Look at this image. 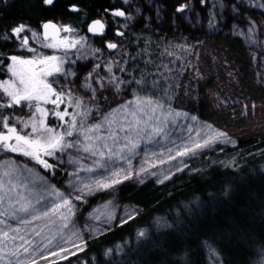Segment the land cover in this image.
<instances>
[{
	"label": "rangeland",
	"instance_id": "rangeland-1",
	"mask_svg": "<svg viewBox=\"0 0 264 264\" xmlns=\"http://www.w3.org/2000/svg\"><path fill=\"white\" fill-rule=\"evenodd\" d=\"M155 0H137V11L134 9L130 12L128 19L121 22V27L124 30L132 31L134 27H137L139 23L144 27L149 26V22L146 18H150L149 14L155 9L158 13H163V6ZM207 7V14L210 21L207 26H203L208 31L213 32L220 28L223 24L227 26L228 35L238 39L243 46L246 56L244 57L245 66L239 68L237 63H234L231 55H227L225 50L220 47H216L217 50L212 47L211 44H206L201 41H190L181 38H168L160 37L148 34L143 28H138L134 31V41L127 37L125 43L129 46H136L135 48L144 46L139 50L133 49V53L127 55V60H132L131 66L128 70V75L119 76L115 75L114 69L120 64L119 55L124 52L120 49H111L101 47L92 38H80L78 34L72 35L70 43L73 40L79 42L75 48L67 47L59 51V46L55 43L45 45L49 48L50 53L43 54L45 57L56 56L57 60H50L52 62L51 75L48 77H40L39 81L44 83H52L60 88V90H71L72 96L80 99L84 103L81 108H76L72 104L68 103L67 97L65 102L61 103L58 108L50 105V103L42 102H27V105H32L26 112H14L10 120V126L14 124L17 127V131L21 135L29 134V129H24L23 122H38L40 119L44 120L46 127L53 128L57 132L64 133L59 129H55L49 124L48 117H54L52 113L54 111H63L65 107L68 108L70 114L80 113L83 114L85 109L90 110V114L84 118L81 122V116H77V126L80 128L81 133L87 128L93 127L95 124H102L99 132H92L89 135L94 140L96 136L103 135L108 136L110 131H116L118 125L122 124L125 119L131 120L130 115L125 116V113H130L135 108V103L130 108H126L121 111L112 113L113 109H119L121 105L127 104L129 101H134L137 96L144 98H152L158 101L164 106L165 109H170L173 113L171 116H167L166 121L163 124L157 123L152 126H162L165 128V134L162 137H156L151 142L146 137H135L132 134V138L136 140L139 147L131 154V163L116 161L117 165L122 166L126 170L131 168L133 172L144 165L148 167V164L155 163L156 167L162 165L158 163L159 159L168 161L169 170L166 172L171 175L176 172V168L180 167L186 169L190 167L193 160L198 159L202 154L212 151L221 145H233L242 135L253 133L255 135H261L264 131V0H252L248 9L239 8L237 5H223L221 8L214 7L213 1L209 0ZM147 9V13H145ZM155 4L159 5L156 6ZM205 4V3H204ZM203 4V5H204ZM187 7L183 12H178L177 5L174 10L176 14H183V19L190 24L200 25L196 22V19L202 17L197 11L193 3H182ZM159 10H162L161 12ZM154 11V13L156 12ZM217 18L222 19L221 25L218 24ZM142 20V21H141ZM188 23V22H187ZM150 27V26H149ZM252 28V31H249ZM220 33V32H219ZM247 33H251L254 36V41L248 42L246 39ZM147 34V35H146ZM30 39L33 42H39L41 36H37L35 33L29 34ZM78 38V39H77ZM133 39V38H132ZM140 40L144 41L141 43ZM129 41L131 43H129ZM141 43V44H139ZM139 44V45H138ZM53 45V47H49ZM44 49V48H43ZM42 49V50H43ZM171 53V55L166 54ZM44 60V59H43ZM151 60V64L146 65L145 61ZM63 62V63H61ZM99 64L101 67L96 68L95 65ZM108 64H112V71H107ZM168 65V70H164L163 79H159L155 76L156 68L154 65ZM12 65V64H11ZM60 66L61 72H56L54 66ZM238 67V68H237ZM243 69V70H241ZM15 70L17 73H22L25 79H29L30 75L24 70L20 69L16 64ZM150 73L147 76V84H122L118 89L110 83V79L113 76L119 77L121 80H141V73ZM241 72V75H240ZM10 79V83L16 86L19 76L13 75ZM91 73L92 75H89ZM241 79V80H240ZM250 82V87L257 91V94L253 96H244L243 91H246L245 81ZM224 88V89H222ZM245 89V90H244ZM258 89L261 90L258 93ZM222 90L236 94L238 97H232L230 95H224ZM251 92V90H249ZM248 92V93H249ZM167 94V95H166ZM230 94V93H228ZM52 98V97H51ZM238 98V99H237ZM39 104L40 107L47 110L46 115H41L35 112V107ZM203 104V107L210 108L211 111L219 116H228L233 124H229L218 121H209L204 118L203 115H198L197 112H191L189 106ZM49 106V107H48ZM247 106V107H245ZM195 108V107H194ZM159 111V110H158ZM109 113L112 115L109 117L112 123L110 129H108V121L104 119ZM179 113L180 115H175ZM162 116L166 113H160ZM226 114V115H225ZM197 117L196 120L190 119V117ZM71 116H66L63 123L70 121ZM7 131V130H6ZM5 131V132H6ZM217 132H223L227 134V138H221L211 143L209 147L198 150L192 156H185L177 158L175 160H168L169 153L166 149L172 150V155L175 154L178 145L188 144L191 145L194 141L201 142L203 139L210 136H214ZM34 135V134H33ZM120 137L125 136L124 132L119 133ZM72 138L65 137L67 142ZM83 141V136H80ZM179 141L177 142L175 141ZM111 146V140L107 141ZM14 143V141H9ZM86 143V142H85ZM84 157V159H80ZM58 159L59 165L56 167L61 170L64 177L61 183L54 182L49 176L45 174V171L41 169L35 162L30 161V158L24 157L22 154L11 153L2 147H0V175L5 171L11 169L21 168L20 171L14 173L16 179L12 183L23 185L13 190L12 195L20 192L30 201L34 206L37 204V198L40 197V193L43 192L45 206H43L37 215H40L41 210H45L53 203H58L59 197L55 193H67L72 191V185L69 183L72 181L77 184V187H82V184L77 177L72 175L73 172H78L79 177L83 181V184L92 183L96 178H101L103 175L102 168H96L94 172H87L84 169L88 167H94L93 160L87 153H77L76 149L68 150V152L60 154ZM69 159H77L78 163L70 164ZM145 161H148L146 164ZM52 163V160L49 159ZM187 167H184V165ZM25 166L31 168V172L25 170ZM149 168V173L155 172L156 175L143 174V181L149 179H155L159 181L163 179V173L158 174L155 168ZM23 169V170H22ZM22 173V175H21ZM165 174V173H164ZM18 177V178H17ZM37 177H43L44 181L48 184V189L44 190L39 187H31V183L37 179ZM20 179V180H19ZM136 181V179L128 180ZM127 182V181H125ZM123 182V183H125ZM137 182V181H136ZM121 185V184H120ZM116 186L111 190H98L92 192L89 195L87 192L83 193V202L73 201L76 205L75 215L70 217V226L67 231L63 233L65 238L71 237L73 229L79 232V234L90 237L97 235L100 232L89 234L88 227H99L105 229L118 219L117 215H123L125 217L129 209L122 204L118 199ZM106 192L109 197L105 198L98 203H93L95 195ZM80 194L73 191V195ZM33 196V197H31ZM71 198V197H70ZM40 198H38L39 200ZM16 200H8L0 203V239H2V233L4 231L9 232V235H13V230L19 229L18 235L31 238L34 230L42 232L46 238L51 239L53 236H58L59 229H62L64 223L69 221H61L58 216H50V222L48 217H42L39 220L33 222V226L29 230L21 231V227L24 223L25 216L15 217L12 215V209L18 208L19 204ZM109 201L112 203L109 204ZM20 202H26L21 200ZM41 203V202H40ZM107 205V207H105ZM109 211L113 212L114 219L109 224L104 223L105 214ZM7 212V214H5ZM23 214V212H20ZM100 215L101 220H95L89 215ZM27 219V218H26ZM122 219V218H121ZM38 221L40 223L38 224ZM79 227L83 228V232L79 230ZM19 243V240L16 241ZM71 249V248H70ZM13 242L9 240L7 243H0V264H9V257L5 253L14 251ZM81 252H78V256ZM32 257L37 259L38 264H46L44 260L39 258L38 252H33ZM73 256H69L72 258ZM68 258V259H69ZM49 261H55L52 259H59L58 257H50ZM60 260V259H59ZM65 261V260H63ZM30 264V261L28 262Z\"/></svg>",
	"mask_w": 264,
	"mask_h": 264
},
{
	"label": "trees",
	"instance_id": "trees-1",
	"mask_svg": "<svg viewBox=\"0 0 264 264\" xmlns=\"http://www.w3.org/2000/svg\"><path fill=\"white\" fill-rule=\"evenodd\" d=\"M70 1L72 0H56L52 6L48 7L42 3V0H20L15 8L8 10L0 18V24L8 26L26 21V24H35L39 27L42 18L57 16L56 11L63 7L62 3ZM155 1L162 4L164 14L158 13L155 9L156 12H151L150 18H146L151 22L148 24L150 27H143L139 23L138 28H143L148 34L155 36H174L173 34L177 33L185 38L211 44L216 50V47H220L227 51V55H231L239 68H244L246 54L242 43L228 35L227 26L221 25L222 19L217 18L221 26L216 31L210 32L203 28L210 21L207 14L209 0L204 2L202 0ZM210 1H213L214 7L219 8L225 4L237 5L242 9L249 8V4L242 3L241 0ZM110 2L111 0H79L80 4L83 3L82 5L94 11L109 6ZM184 2L193 3L201 14L202 17L196 19L199 26L194 25L193 22L190 24L188 20L187 23L183 19V14L175 13L177 5H182ZM145 8L144 5L143 11L147 13ZM245 37L248 42L254 41L251 33H247ZM0 45H4L1 38ZM244 85L247 91H243L244 96L257 94V91L250 87V82L245 81ZM260 92L261 90L258 89V93ZM222 93L238 97L231 92L226 94L225 90H222ZM189 110L203 115L209 121L224 120L226 123L233 124L226 114L223 117L219 116L211 111L209 106L203 107V104L189 106ZM10 115L12 117L14 112ZM48 119L49 124L55 129L66 130L63 127L64 123L56 117L49 116ZM168 164L170 163L166 161L155 168L159 171V175L169 170ZM20 170L21 168L18 171ZM61 173L57 167L54 172H45L52 181L58 183L63 180ZM170 177L163 183L155 179L145 180L143 183L136 181L122 183L117 188L118 199L130 212L137 208L140 210L135 219L121 224L123 215H117V221L106 227L102 233L90 237L82 235L87 244L84 252L65 261L52 259L55 260L52 262L54 264H210L207 248L210 245L208 243L213 242L219 249L214 254H222L225 264H264V249L262 253L248 251L251 247H257L256 244L264 247V214H262L264 211V131L261 135L253 133L242 135L234 146H218L202 154L191 163L190 167L183 171H176ZM226 189H228L227 195H225ZM107 197H109L108 193H99L94 196L93 203H98ZM15 200L17 202V199ZM44 200L34 205L36 213L45 206ZM23 215L24 221L30 222H23L21 226L23 228L20 229L22 232L29 230L35 222L26 213L19 212L14 216L22 217ZM48 219L50 222V217ZM158 219L166 220L172 227H157ZM178 219L179 223H177ZM140 229L147 230V239H137L136 233ZM79 230L83 232L82 227H79ZM71 238L75 239V237ZM64 247L70 249L71 244H64ZM108 249H113V252L110 256H105ZM52 250H55V243L50 251ZM45 255L47 256L48 253L45 252ZM50 257L52 256H48Z\"/></svg>",
	"mask_w": 264,
	"mask_h": 264
},
{
	"label": "snow or ice",
	"instance_id": "snow-or-ice-1",
	"mask_svg": "<svg viewBox=\"0 0 264 264\" xmlns=\"http://www.w3.org/2000/svg\"><path fill=\"white\" fill-rule=\"evenodd\" d=\"M127 2V0H125ZM204 2V0H202ZM42 3L45 5H52L54 0H42ZM187 6L181 5L177 8L178 12H183ZM73 11H78L75 6L72 8ZM117 17H124L126 13L122 10H116L112 13ZM97 26L99 29H103L104 25L100 20H95L93 25L89 27L88 31L96 34ZM49 27H55L50 23H45L43 25L44 29ZM65 32L70 31L71 29L65 27L63 29ZM252 28H249V31H252ZM26 28L24 25L16 26L11 30V32L16 36L20 37V34L25 32ZM120 36H123V32L117 33ZM28 43V38L25 36L23 38V44ZM79 42H72L68 45V47H75ZM49 47H53V45H49ZM109 49H116L118 46L114 43H108L106 45ZM166 54L171 55V53ZM56 56L45 57L41 63H44L49 60H57ZM11 61L13 62L10 65V70L13 75L19 76L18 86H14L9 83L6 87H4L3 91L10 98V104H4L3 107H14L16 105H20L22 101L25 102H42V103H50L54 107L58 108L61 103L65 102V98L67 97L68 103L72 104L76 108H81L84 106L85 102H82L80 99L72 96L71 90H60L57 92L56 89L52 87L51 84L44 83L43 81L34 82V78L25 79L22 73H17L15 70V66L17 63L24 65H31L35 63L33 60H21L17 56H12ZM63 63V62H61ZM151 60L145 61V64H151ZM96 68H100L99 64L95 65ZM156 68L155 76L159 79H163L164 70L170 71L168 65H154ZM56 72H61V67L56 65L54 66ZM107 71H112V64H108ZM117 71H126L123 68H117ZM49 72L47 75H51ZM150 73H141V80H121L119 77L113 76L110 79V83L115 86L117 89L125 83L130 84H147V76ZM44 75V73H41ZM89 75H92L89 73ZM167 95V94H166ZM54 96L55 98H51ZM135 103V108L130 113H125V116L130 115L132 117L131 120L125 119V121L118 125L116 131H110V134L106 137L103 135H98L93 140L89 133L99 132L102 124H95L91 128H87L85 131L81 133L80 128L77 126L76 117L81 116V122L90 114V110L85 109L83 114L73 113L70 114L68 108L65 107L63 111H54L52 115L57 119L64 121L66 116H71L70 121L65 122L63 127L65 129L70 128L71 130H67L64 133L57 132L53 128L46 127L44 125V120L40 119L38 122H23L24 129H29L31 132L29 134L21 135L20 132L17 131V127L12 124L10 126V120L7 117L0 116V128L6 129L7 131H0V147L11 152L22 154L24 157L30 158V161L35 162L36 165L41 167L45 172H54L56 166L59 165L60 160L58 159L60 154L68 152V150L76 149L77 153L83 152L89 154L91 157L96 159L93 160L94 167H88L84 169L87 172H94L96 168L103 169V175L101 178H96L92 183L83 184V181L78 175V172H73L72 175L77 177V180L80 181L82 187H77L76 183L70 181L69 183L72 185V191H68L65 193L57 192L55 193L57 197H59L58 203H53L50 207H47L45 210H41L40 215H36V208L31 204L30 201H27L22 193L17 192L16 197L12 196V192L19 186L23 185V181H21V185H17L12 183L14 179H16L14 173L18 169H11L10 171L3 172L0 175V203L5 202L6 199L12 200L17 199V203L19 204L18 208L12 209V215H16L19 212H23L29 214L32 220H39L42 217H50V216H58L61 221H69V223H64L62 229H59V235L53 236L51 239L42 236V232L39 230H34L31 238H26L25 236L18 235L19 229L13 230V235H9V232L4 231L2 233V239H0V243H7L9 240L13 242L14 251L10 253H5L9 257V264H38L37 259L32 257L33 252H39V258L44 260L46 264H54V262L49 261L48 256L58 257L60 260H68L69 256H76L78 252H84L87 247L85 239L79 234L78 231L73 229L71 233V237H75L72 239L71 237L65 238L63 233L68 230L70 226V217L75 215L76 205L73 201L83 202L84 196L83 193L87 192L89 195L94 191L98 190H111L116 186L122 184L125 181L136 179L137 182L143 183V179L141 178L143 174H151L156 175L155 172L149 173V168L156 167L155 163L148 164V167L141 165L135 173L131 168L127 170L120 165L116 164L117 160L122 162L131 163L132 156L135 150L139 147V144L136 142L134 138H132V134H135V137H146L149 142H151L156 137H162L165 134V128L162 126H152L149 127L150 124L155 125L157 123L163 124L167 116H171L173 113L170 109H165L162 104L152 98H144L137 96L134 101H129L127 104L121 105L119 109H113L112 113L117 111L123 112L124 109L130 108L132 104ZM247 107V106H245ZM159 110V111H158ZM35 112L40 113L42 116L47 114V110L42 108L37 103L35 107ZM109 113L108 116H105L104 119L108 121V129H110L112 123L109 117L112 115ZM160 113H166L167 115L162 116ZM175 115H180L179 113H175ZM192 120H196L197 117H190ZM124 132L125 136L123 138L120 137L119 133ZM67 142L65 141V137L72 138ZM34 134V135H33ZM83 136V141H81L80 136ZM221 138H227V134L223 132H217L214 136H210L208 138L203 139L201 142L194 141L191 145L182 144L177 146V150L175 154L172 155L171 149H166L169 153L168 160H175L177 158L192 156L198 150L207 148L211 143L219 140ZM111 140V146L107 142ZM9 141H14V143H9ZM86 142V143H85ZM49 159L52 160V163L49 162ZM80 159H84V157H80ZM166 161L163 159H159V164H164ZM68 163L76 164L78 163L77 159H69ZM147 164L148 161H145ZM184 167H187L185 164ZM25 170L31 172V168L25 166ZM176 171H183V168L177 167ZM22 175V173H21ZM171 177L169 174H163V179H160L158 182L163 183L165 180H169ZM31 187H39L44 190L48 189V184L44 181L43 177H37L35 181L31 183ZM73 191L80 193L73 195ZM228 189L225 190V195H227ZM71 197V198H70ZM44 199L43 192L40 193V199L37 200V203L40 200ZM21 200H25L26 202H20ZM112 202L109 201V204ZM107 207V205L105 206ZM139 209H133L131 212H128L125 217H123L120 221L121 224H126L129 221L135 219V216L139 213ZM7 214V212L5 213ZM95 220H101L100 215H94L89 213ZM114 219V215L112 211H109L105 214L104 223L109 224L111 220ZM25 223H29L30 221H23ZM179 219L177 223H179ZM157 227H172L170 223L166 220L161 221L158 219L156 221ZM105 229L99 227H88L89 234H94L96 232H103ZM137 239H147L148 232L146 229H140L136 233ZM19 240L17 244L16 241ZM79 241V242H77ZM55 243V250L50 251L53 248V244ZM71 244V249L68 247H64V244ZM119 250V248L117 249ZM45 252L48 255H45ZM113 252V249H108L105 252V256H110Z\"/></svg>",
	"mask_w": 264,
	"mask_h": 264
},
{
	"label": "flooded vegetation",
	"instance_id": "flooded-vegetation-1",
	"mask_svg": "<svg viewBox=\"0 0 264 264\" xmlns=\"http://www.w3.org/2000/svg\"><path fill=\"white\" fill-rule=\"evenodd\" d=\"M20 0H0V16L1 18L7 13V11L2 12L6 7H8L9 5H11L12 3H17ZM56 0H54L55 3ZM53 3V4H54ZM52 4V5H53ZM83 4V3H82ZM80 4L78 5V11L72 12L73 15L80 17L82 20L83 18L86 19L87 23H81V25L76 26V25H72L70 26L69 29H71L68 32H65L64 30L62 31L61 35L56 38L55 41H53V43H55L56 45H60L59 46V51H62L63 49H67L68 45L70 44V38H72V35L74 34H78L80 36H83L84 38H92L95 42H102L104 45L108 44V42H113V43H118L123 41L124 39H126V35L124 33V29L121 27V22L124 21L125 19H128V17L130 16V12H128L127 10H125V7H122V10L126 13V16L124 17H117L115 15L111 14H106V7L104 6V11L101 12L100 9L97 11L91 10V8L89 7H83V5ZM52 5H46V6H52ZM124 9V10H123ZM56 11V10H54ZM56 13V12H54ZM56 16V15H55ZM57 16H59V14H57ZM97 19H100L101 23L104 25V28L101 30L99 29V27L97 26L98 30L96 32V34H93L91 32L88 31L89 27H91L93 25V22ZM61 25H63V23L60 22ZM1 25V24H0ZM19 25H24L26 28V31L20 34V37H16L11 31V34L9 35L8 33L6 36V41H4V45L5 47L8 46V41H13L17 47H16V53L14 54H4L2 56H0V112H2V114H0V116L3 117H7L10 120V112H25V108H33L32 105H27V102L22 101L20 105H16L14 107H3L2 105L4 104H10V98L7 96L6 93H4L3 89L4 87H6L9 83H10V79L12 78L11 73H10V65L13 63L11 61V57L12 56H17L19 57L21 60H33L35 61V63L31 64V65H21L19 63H17V65L19 66L20 69L24 70L26 73H28L30 75V78H34V82H38V80L40 79V77H48L47 75V71H53L51 66L53 65L52 62L46 61L44 63H41V61L44 59V55L45 52L48 53L50 52V50L44 48L42 49H36L35 44H33L34 42L30 39L29 34L30 33H35L37 36H40L41 33L35 32L34 28L32 25L30 24H26V21H22L18 24H15L14 28L16 26ZM2 26V25H1ZM0 26V27H1ZM40 26H42V24H40ZM121 30V32L124 33L123 36L118 35V30ZM42 32V31H41ZM23 35V36H22ZM28 38V43L25 45L23 44V38L24 37ZM78 39V38H77ZM77 40H73L72 42H76ZM71 42V43H72ZM76 47V46H75ZM72 47V48H75ZM107 48V47H106ZM41 73H44V75H41ZM52 85V87L54 89L57 90V92H59V88H57L56 85L49 83ZM16 86H18V83L15 84ZM52 98L54 99L55 97L52 96ZM52 105V104H50ZM49 107V106H48ZM0 131H6V129L0 128Z\"/></svg>",
	"mask_w": 264,
	"mask_h": 264
},
{
	"label": "bare ground",
	"instance_id": "bare-ground-1",
	"mask_svg": "<svg viewBox=\"0 0 264 264\" xmlns=\"http://www.w3.org/2000/svg\"><path fill=\"white\" fill-rule=\"evenodd\" d=\"M241 1H242V3L250 4L252 0H241ZM18 3L19 2L12 3L8 7H6L2 12L8 11V10H11V9L15 8L18 5ZM79 4H80L79 3V0H72L70 2L62 3V6H63L62 8L63 9L62 8L61 9H57V11H56L57 14H59V16H46L45 18H42V20L40 21V24H42V26H39V27L36 26L35 24H30L35 29L34 30L35 32L41 33V35H40L41 36V38H40L41 40L38 43L37 42H34L33 43V44H35L36 49H39L40 50V49L46 48L45 45H47V43L48 44H53V41H55L56 38H58L61 35V33H62V31H63V29L65 27L70 28V26H72V25L73 26L74 25L79 26V25H81V23H82V25H83L84 22L87 23L86 19L83 18V20H82L80 17L75 16L72 13V12H75V11L72 10L73 6H75L78 9V7H79L78 5ZM83 7H85V6L83 5ZM105 7H106V11H105L106 14H111V13L115 12L116 10L122 9V7H125V10H127L128 12H132L133 9L136 12L137 11L136 10L137 9V0H127V2H125V0H111L110 5L109 6H105ZM100 11L103 12L104 11V8H101ZM0 18H1V16H0ZM97 20H100V19H97ZM48 22H53V23H55L57 25L56 26L57 27L56 30H53V31H57L58 32V35H55L54 37H51V38L46 39L44 37L43 25L45 23H48ZM60 22L63 23V25H61ZM14 26H15V24L12 23V24H9L8 26L3 25V26L0 27V38H1V41L4 42V41L7 40L6 39V36H7L6 33H8L10 35L11 34L10 31L14 28ZM136 29H138V26L137 27H134V29H132V31L124 30V33L126 35V39L128 37L132 41H134L135 39L133 37V33H134V31ZM97 30H98V28H97ZM50 32H52V29H51ZM118 32H121V30L119 29ZM173 35L174 36H166V37L171 38V39H174V38L187 39V40H190L192 42L195 41V39L185 38V36H183L181 34L175 33ZM80 38H84V37L83 36H80ZM126 39H124L121 42H118L117 43V46L118 47L116 48V49H120V48L122 49L123 48L122 50L124 52L125 51L127 52V53H123V54H121V55L118 56V57H121V59L119 60L120 64H119L118 67L119 68L126 69V71H123V72L117 71V65H116V69H114V72H113L116 76L117 75H119V76H122V75L123 76H126V75H128V70H129V68L131 66V63H132V60H130V61L127 60V55L133 53L134 52L133 49L136 46H129L127 44V42L125 43V40ZM140 42L141 43H144V41H142V40H140ZM97 43L101 47L106 48V44L104 45L102 42L100 43L98 41H97ZM108 43H113V42H108ZM129 43H131V42L129 41ZM141 43H139V44H141ZM114 44H116V43H114ZM16 47H17V45L13 41H8V46L7 47H5V45H0V56H2L4 54H8V53L9 54L16 53L17 52L16 51ZM143 47L144 46H141V47H138V48L140 50ZM128 48H133V49L129 50ZM138 48H135V49L137 50ZM46 49L49 50V48H46ZM106 49L111 50L109 48H106ZM49 53L50 52H48L47 54H49ZM11 76H12V74H11ZM57 88H59V87H57ZM59 90H60V88H59ZM28 109L29 108H25V112ZM0 114H2V112H0ZM10 120H11V115H10ZM234 145H235V143L233 145H227V146H234ZM195 160H197V159H195ZM195 160H193V161H195ZM61 176H62V178L64 177L63 173H61ZM262 214H264V211L262 212ZM208 244H210V245H208V248H207L208 249V256H207V258H209L210 264H225V262H223L224 259L222 258L223 257L222 254H220V255L219 254H214L215 252L219 251V249L215 245V243L212 242V243H208ZM256 245H257V247H251L250 248L251 250L248 249V251L250 253H262L264 247L262 245H260V244H256Z\"/></svg>",
	"mask_w": 264,
	"mask_h": 264
},
{
	"label": "water",
	"instance_id": "water-1",
	"mask_svg": "<svg viewBox=\"0 0 264 264\" xmlns=\"http://www.w3.org/2000/svg\"><path fill=\"white\" fill-rule=\"evenodd\" d=\"M48 23H50V24H52V25H55V27H49V28H47V29H44L43 28V31H44V37L46 38V39H48V38H51V37H54L55 35H58V32L57 31H53V30H56V24L55 23H53V22H48ZM51 29H52V32H50L51 31ZM60 35V34H59Z\"/></svg>",
	"mask_w": 264,
	"mask_h": 264
}]
</instances>
